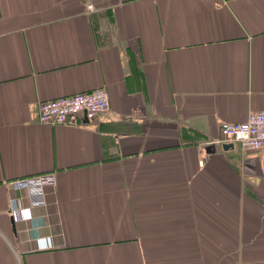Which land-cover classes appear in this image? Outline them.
Masks as SVG:
<instances>
[{
	"label": "crops",
	"instance_id": "obj_1",
	"mask_svg": "<svg viewBox=\"0 0 264 264\" xmlns=\"http://www.w3.org/2000/svg\"><path fill=\"white\" fill-rule=\"evenodd\" d=\"M97 88L86 126L37 123ZM249 112L264 0H0V264H264V150L214 143ZM51 172L15 221L6 183Z\"/></svg>",
	"mask_w": 264,
	"mask_h": 264
},
{
	"label": "built area",
	"instance_id": "obj_2",
	"mask_svg": "<svg viewBox=\"0 0 264 264\" xmlns=\"http://www.w3.org/2000/svg\"><path fill=\"white\" fill-rule=\"evenodd\" d=\"M227 5L229 0H220ZM88 12H94V6L87 5ZM109 110L107 92L97 88L88 93L59 97L41 102L38 105L37 123L42 126H62L80 128L86 126L84 120L91 122L95 117ZM216 144H238L243 151L259 152L264 150V112H249L242 123L223 122L220 125V139ZM13 192L26 194L27 206L19 208L12 202L9 213L15 221L26 222L32 219L34 209L47 206V192L56 188V174L44 173L11 180L6 183ZM38 239V238H36ZM46 247L53 248L51 237Z\"/></svg>",
	"mask_w": 264,
	"mask_h": 264
}]
</instances>
